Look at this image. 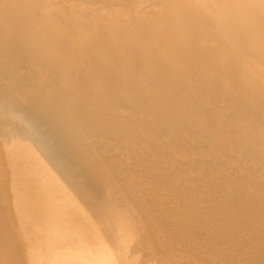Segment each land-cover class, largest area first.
Returning a JSON list of instances; mask_svg holds the SVG:
<instances>
[{"label": "bare ground", "instance_id": "6f19581e", "mask_svg": "<svg viewBox=\"0 0 264 264\" xmlns=\"http://www.w3.org/2000/svg\"><path fill=\"white\" fill-rule=\"evenodd\" d=\"M129 1L61 0L71 8L56 9L46 4L42 5L43 10L33 0H0V66L12 69L33 63L44 65L49 71L57 70L61 61H74L78 48H86L94 40L89 22L105 20L108 27L94 44L96 67L108 68L111 72L121 67H138L145 75L157 73L165 79L185 82L191 77V71L163 43L174 34L202 35L237 54L242 72L234 82L203 63L199 64L195 80L199 99L212 95L217 104L233 107L253 92L264 103V0H195L201 8H207L218 17L217 21L195 19L190 12L171 13L175 3L192 0H138L148 8H162L160 44L146 37L133 18L123 21L126 26L119 25L118 18H114L119 10L117 4ZM230 3L240 5L245 14V29L233 24L234 14L221 16L223 7ZM103 11L113 16H104ZM74 17H81L84 24L80 27L68 20ZM53 86L57 88L59 83L54 82ZM22 88H8V95L27 104L31 92L27 87ZM90 95L89 104H94L96 96L92 92ZM176 99L180 112L167 104L161 105L163 111L192 134L205 132L214 116L191 113L182 94ZM242 116L246 121L247 112ZM5 118L9 119L8 116ZM24 128L19 144L22 153L29 148L35 154L49 153L51 157H48L52 158V167L47 164L50 169L44 165L41 169L34 161L26 162L34 183L39 174L45 179L53 177L58 185L66 183L72 176L70 173L77 177V167L61 162L63 152L68 148L86 150L87 147L97 158L93 162L104 171V186L96 191L88 189L78 201H70L64 198L59 187L38 190L29 185L15 187L0 182V205L6 210L0 214V250L7 245L26 249L36 244L47 254L48 264H232L223 259L225 251L230 258L238 253L239 264H264V197L261 195L264 171L245 164L236 174L231 171V163L226 159L228 147L223 141L228 139L227 133L221 135L223 140L214 143V147H206L201 156L163 161L155 157H138L131 151L133 161L122 165L121 159H110L102 141L90 142L81 132L76 135L69 129L57 131L42 116H34ZM30 130L35 135L29 133ZM131 132L116 129L113 135L123 140L132 136ZM3 137L0 135V139ZM56 138H64L65 144L70 143L59 145ZM30 157L27 161L32 162ZM81 160L84 166L92 165V160ZM149 161L155 162L156 171L145 177L141 168L143 170ZM133 169H139V172L131 174ZM124 183L127 189H124ZM188 188L195 191L194 194H181ZM180 196L183 202L177 205ZM238 201L243 204H236ZM203 203L213 212L210 223L192 216ZM224 218L231 220V227L223 222ZM230 230L242 233L237 236L244 237L247 246L253 243L250 248L255 253H250L251 249L245 244L248 250H241L245 247L244 241L240 242L243 248L239 244L240 247L234 246L241 240ZM219 243L231 246L224 249ZM182 245L190 248L187 256L179 252Z\"/></svg>", "mask_w": 264, "mask_h": 264}, {"label": "rangeland", "instance_id": "374dc122", "mask_svg": "<svg viewBox=\"0 0 264 264\" xmlns=\"http://www.w3.org/2000/svg\"><path fill=\"white\" fill-rule=\"evenodd\" d=\"M33 1L40 8L46 4H50L56 9L71 8L61 0ZM117 6L119 10L114 18H118L121 27L126 26L124 20L133 18L141 26V32L146 37L157 44L161 43V34L159 33V21L163 17L161 7L148 8L138 0H130L128 3L117 4ZM42 9L44 10V8ZM179 11L192 13L195 19L203 18L210 21L218 19L207 8H201L195 0L188 3L184 1L175 3L171 13L177 14ZM221 13V16L224 17L234 14L233 24L245 29V14L241 11L239 4H226ZM102 14L107 17L113 16L107 11H103ZM68 20L80 27L84 24L81 17L68 18ZM88 25L95 34L94 40L86 48H78V56L74 61H61L57 70L49 71L44 65L36 66L33 63L19 65L12 69L0 66V135L4 136L3 139H0V182L4 181L15 187L29 185L38 190L47 187L54 190L59 187L64 198L70 201H78L88 189L96 191L104 186V171L93 162L97 158L93 151L87 147L86 150L77 147L68 148L63 152L61 162L64 165H71L75 169L78 168L77 177L73 176L74 173H70L72 176L62 185L55 183L56 180L53 177L45 179L42 174L38 175L35 183L32 181L33 175L29 173L25 165L26 162L33 163L34 161L41 169L43 165L47 166L44 168L50 169L48 163L52 167V162H50L52 158H49L51 154L43 152V155L42 151L41 153L37 152L42 154V158L46 157L42 159L40 155L38 156L37 153L31 152L27 148L25 154L29 152L36 156H31L33 158L31 162L29 159L27 161L30 155L26 154L27 158H25V154L19 149V144L24 136L25 124L37 115L48 120L57 131L69 129L76 135L81 132L90 142L102 141L100 143L106 144L110 159H121L122 165L133 161L132 157L134 156L131 151H135L138 157H155L163 161L201 156L206 147H214V143L223 140L221 135L227 133L228 139L223 141L228 147L226 159L231 163V171L236 174L243 164L258 166L262 172L264 171V152L262 151L264 148V115L262 114L264 103L259 101L253 92H249L243 101L235 103L233 107L217 104V99L212 95L200 100L197 94L195 80L199 64L203 63L220 76L232 78L235 82L242 72L237 54L221 43L207 39L202 35L174 34L163 44L181 64L191 71L189 80L185 82L173 81L165 79L157 73L145 75L140 68L132 66L121 67L111 72L108 68L96 67L94 57V44L98 42L101 33L108 25L105 20L90 21ZM54 82L59 83L57 88L53 86ZM238 85L241 83L239 82ZM11 87L14 89L27 87L31 92L29 102L22 104L16 97H10L8 88ZM241 88L243 87L241 86ZM91 92L96 96L94 104H89L88 97L91 96ZM178 94H182L187 100L191 113L214 116V121L202 134H192L190 130L181 128L163 111L161 105L167 104L173 107L174 111L180 112L176 99ZM243 112H247L246 121L243 120ZM3 115L8 116L9 119ZM116 129L133 131L131 132L133 135L123 138V140L117 139L113 135V131ZM29 133L35 135L31 130ZM63 139L56 138L57 141H55L62 145L65 141V139L62 141ZM59 141L61 142L59 143ZM69 143H64V145ZM48 155L50 156L48 157ZM31 157L30 159H32ZM37 157L41 160H38ZM82 158L92 160V165L84 166ZM36 160H44L45 164ZM149 162L143 170L141 168L145 177H150L149 175L156 171L155 162ZM137 171L139 172V169ZM137 171L133 169L131 174ZM123 187L127 189L125 183ZM185 192L193 193L195 191H190L188 188L181 194ZM261 195L264 197V190ZM177 200V205L182 204L181 196ZM199 204L201 203H198V206H200ZM236 204H243V201L242 203L238 201ZM210 209L211 207L203 203L200 208L193 211L192 216L210 223L212 220L210 216L213 213L209 211ZM3 213H6V210L0 205V214ZM224 219L223 222L227 220V218ZM228 221L226 222L229 228L232 222L229 219ZM234 226L235 224L232 227ZM206 227L208 226L206 225ZM230 231L232 235L236 234V230L235 232H233L234 230ZM240 234L242 235L237 231L235 237ZM237 238L241 241L234 246H242L240 244L243 241V246H247L244 237L240 236V239L237 236ZM220 240L225 242L221 238ZM249 244L247 247L251 249L250 253H255L250 248L253 247V243ZM218 245L224 249L231 246H228L227 243ZM7 246H3L4 249L0 250V264H48L47 254L42 252L36 244H31L26 249ZM237 247L236 250H239ZM244 249L241 250L247 251ZM189 250L187 245H182L179 248L182 256H187ZM225 253H222L225 261L239 264L240 255L238 257V253L234 255L235 258L232 257L233 259L228 257L227 251ZM227 254L228 256H226ZM57 255L60 257L59 253Z\"/></svg>", "mask_w": 264, "mask_h": 264}]
</instances>
